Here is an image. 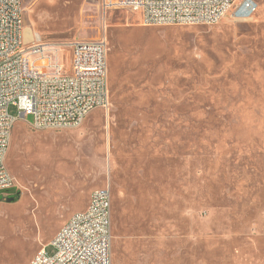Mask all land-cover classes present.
Listing matches in <instances>:
<instances>
[{
  "label": "rangeland",
  "instance_id": "obj_1",
  "mask_svg": "<svg viewBox=\"0 0 264 264\" xmlns=\"http://www.w3.org/2000/svg\"><path fill=\"white\" fill-rule=\"evenodd\" d=\"M216 23L146 24L103 0H24L71 54L107 43L109 105L73 128L12 130L0 264H30L93 190L112 196V264H264V0Z\"/></svg>",
  "mask_w": 264,
  "mask_h": 264
},
{
  "label": "built area",
  "instance_id": "obj_2",
  "mask_svg": "<svg viewBox=\"0 0 264 264\" xmlns=\"http://www.w3.org/2000/svg\"><path fill=\"white\" fill-rule=\"evenodd\" d=\"M24 0H0V193L14 186L6 164L16 105L20 118L33 116L38 130L73 128L95 109L108 107L107 43L76 39L71 54L59 43L34 35L26 43ZM106 9L138 12L146 24L216 23L252 0H103ZM112 196L109 188L92 191L87 208L75 213L52 243L30 264H112Z\"/></svg>",
  "mask_w": 264,
  "mask_h": 264
},
{
  "label": "bare ground",
  "instance_id": "obj_3",
  "mask_svg": "<svg viewBox=\"0 0 264 264\" xmlns=\"http://www.w3.org/2000/svg\"><path fill=\"white\" fill-rule=\"evenodd\" d=\"M243 13V15H247V9L245 8H241L239 11L235 12V13ZM24 35H25V39L26 40H29L30 38L33 37V35H36L33 28L31 26H25V23H24Z\"/></svg>",
  "mask_w": 264,
  "mask_h": 264
},
{
  "label": "water",
  "instance_id": "obj_4",
  "mask_svg": "<svg viewBox=\"0 0 264 264\" xmlns=\"http://www.w3.org/2000/svg\"><path fill=\"white\" fill-rule=\"evenodd\" d=\"M33 38H34V35H33V37H32V38H30L29 40H26V39H25V42H26V43H28V42L32 41V40H33Z\"/></svg>",
  "mask_w": 264,
  "mask_h": 264
},
{
  "label": "crops",
  "instance_id": "obj_5",
  "mask_svg": "<svg viewBox=\"0 0 264 264\" xmlns=\"http://www.w3.org/2000/svg\"><path fill=\"white\" fill-rule=\"evenodd\" d=\"M90 201V200H89ZM88 204H89V202H88ZM88 204H87V206H88ZM87 208V207H86Z\"/></svg>",
  "mask_w": 264,
  "mask_h": 264
}]
</instances>
